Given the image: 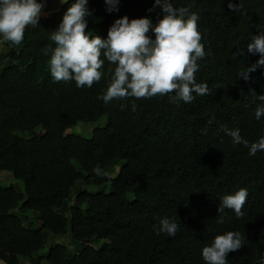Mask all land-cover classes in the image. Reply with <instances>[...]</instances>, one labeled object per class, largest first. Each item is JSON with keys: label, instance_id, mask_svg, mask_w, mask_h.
Masks as SVG:
<instances>
[{"label": "trees", "instance_id": "trees-1", "mask_svg": "<svg viewBox=\"0 0 264 264\" xmlns=\"http://www.w3.org/2000/svg\"><path fill=\"white\" fill-rule=\"evenodd\" d=\"M232 3L242 7L234 12L228 0H174L176 7L191 6L198 13L206 53L195 76L210 92L191 103L174 104L167 95H156L105 105L98 96L115 67L107 61L91 88L53 81L42 49L54 47L48 37L68 4L25 29L0 68V174L10 172L24 186L21 192L0 182V262L205 264L204 245L218 234L239 231L243 245L228 254L227 264H264V151L249 156L247 147L234 145L224 132L239 128L250 142L264 136V116L256 120L250 103L252 91L264 93V69L251 73L248 81L237 77L242 66L259 58L248 54L246 45L264 28V0ZM153 4L120 0L119 10L108 13L104 0H88L92 16L86 31L106 37L114 20L125 15L150 16L155 23L161 10ZM237 49L245 55L235 56ZM102 119L105 126L90 138L67 134L79 123ZM97 164L105 175L93 173ZM118 164L117 176L108 178ZM82 180L108 191L74 196ZM241 187L248 190L243 216L225 209L218 222L220 198ZM17 209L36 213L41 225L26 227ZM164 216L179 224L175 236L154 233L153 225ZM44 232L69 234L85 247L75 254L57 245L41 256ZM101 241L102 246H93Z\"/></svg>", "mask_w": 264, "mask_h": 264}, {"label": "clouds", "instance_id": "clouds-1", "mask_svg": "<svg viewBox=\"0 0 264 264\" xmlns=\"http://www.w3.org/2000/svg\"><path fill=\"white\" fill-rule=\"evenodd\" d=\"M68 4L67 9L48 39L54 43L42 49L49 57L48 69L55 82L75 81L77 87L91 88L101 80L105 61L110 65L111 75L106 89L98 96L105 105L113 99L134 97L151 98L167 95L170 103H191L196 96L210 92L206 82H197L195 74L200 68L199 60L206 55L202 34L198 30L200 19L191 6L176 7L174 0H154L153 8L159 7L160 18L155 23L150 16L129 19L127 15L114 20L107 29L106 37L93 34L88 29L92 12L88 0H59ZM108 13L118 11L120 0H104ZM46 0H0V43L19 44L28 26L39 22ZM228 8L239 11L241 3L228 0ZM151 11V9L149 10ZM247 53L257 55L255 63L242 66L237 77L245 81L257 69H264V28L251 35L246 45ZM244 56V49L234 54ZM245 100L249 96L244 97ZM250 103L255 106V119L264 116V93L252 91ZM135 110V105L132 106ZM224 132L234 145L248 148V155L264 151V136L250 142L240 134L239 128ZM97 176L105 175L99 164L92 169ZM248 197L247 188L225 194L217 208L218 222H223L225 209H231L237 218L243 216L242 208ZM177 221L168 216L153 225L156 235L175 236ZM244 237L239 231H227L216 235L210 244L201 249L205 264H227L228 254L239 250Z\"/></svg>", "mask_w": 264, "mask_h": 264}, {"label": "rangeland", "instance_id": "rangeland-1", "mask_svg": "<svg viewBox=\"0 0 264 264\" xmlns=\"http://www.w3.org/2000/svg\"><path fill=\"white\" fill-rule=\"evenodd\" d=\"M64 4H61L59 0H46V5L42 9L41 18H47L52 16L54 13H56L60 7H62ZM17 44H12L10 42H3L0 43V68L2 67L1 60L2 58ZM106 124V120L102 119L100 122L95 124H85V123H79L74 127L73 129L69 130L67 134L69 135H75L85 138H90L93 135L94 130L98 128L104 127ZM23 137V136H22ZM122 167V164L115 165L108 173V178L113 179L117 176L119 169ZM83 176L86 177V174L83 173ZM0 182L3 187H9V186H15L18 191L23 192L24 186L22 182L14 180L12 174L10 172H3L0 174ZM105 190L106 192L108 189H104L103 186H95L91 184L89 181L82 180L80 181L76 188L74 189L73 195L76 196V194L79 191H87L89 193H95L99 190ZM74 204V198L70 201H68L67 206L64 210L65 216L69 217V211L70 208ZM15 214H17L18 217L24 222L26 227H32L33 229H37L41 223L38 219V215L34 212L30 211H21L20 209H17L14 211ZM44 238H45V246L44 248L39 252L41 256H46L49 252V250L57 245L66 247L71 253H79L85 245L83 244H77L74 242L72 237L68 234L64 237H55L47 232H44ZM103 242H97L94 243V247H100L102 246ZM25 263V261H23ZM0 264H4L3 262H0Z\"/></svg>", "mask_w": 264, "mask_h": 264}]
</instances>
